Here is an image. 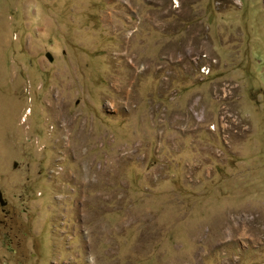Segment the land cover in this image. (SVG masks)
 Returning a JSON list of instances; mask_svg holds the SVG:
<instances>
[{
	"label": "rangeland",
	"instance_id": "rangeland-1",
	"mask_svg": "<svg viewBox=\"0 0 264 264\" xmlns=\"http://www.w3.org/2000/svg\"><path fill=\"white\" fill-rule=\"evenodd\" d=\"M0 191V264H264V0H0Z\"/></svg>",
	"mask_w": 264,
	"mask_h": 264
},
{
	"label": "water",
	"instance_id": "water-1",
	"mask_svg": "<svg viewBox=\"0 0 264 264\" xmlns=\"http://www.w3.org/2000/svg\"><path fill=\"white\" fill-rule=\"evenodd\" d=\"M45 56H46V58H47L49 61H52L53 57H52V55H51L49 52H46V53H45ZM0 205H1V206L6 205V200L3 198V196H2V192H1V191H0Z\"/></svg>",
	"mask_w": 264,
	"mask_h": 264
}]
</instances>
